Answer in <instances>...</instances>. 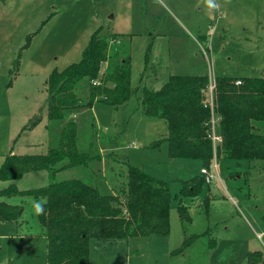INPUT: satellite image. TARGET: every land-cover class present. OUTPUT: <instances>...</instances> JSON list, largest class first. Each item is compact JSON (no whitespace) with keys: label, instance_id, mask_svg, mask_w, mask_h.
Wrapping results in <instances>:
<instances>
[{"label":"rangeland","instance_id":"rangeland-1","mask_svg":"<svg viewBox=\"0 0 264 264\" xmlns=\"http://www.w3.org/2000/svg\"><path fill=\"white\" fill-rule=\"evenodd\" d=\"M214 4L0 0V165L9 152L45 153L56 145L63 124L73 119L77 150L89 154L90 161L87 166L62 169L55 179L80 178L109 194L126 185L127 165H132L167 181L172 197L179 194L180 181L198 174L199 163L170 158L165 141L151 146L166 134V123L144 113L142 88L158 89L171 75H205L208 85L219 76L264 77V0H214ZM97 29L108 42L102 74L114 61L130 57V96L116 107L95 101L91 108L65 115L64 121H48L47 75L78 62ZM88 87L85 79L75 87L81 102L88 99ZM255 126L264 133L263 121ZM215 149V180L204 184L196 197L183 199L190 221L180 219L177 200L172 199L168 236L92 238L89 264H246L247 253L254 250L264 260V166L219 157ZM49 181V173L38 170L14 183L18 189H30ZM6 184L0 181V188ZM5 200L21 205L23 212L15 222H0V264H46V238L32 206L34 199ZM194 233L199 237L189 247L170 253Z\"/></svg>","mask_w":264,"mask_h":264},{"label":"trees","instance_id":"trees-1","mask_svg":"<svg viewBox=\"0 0 264 264\" xmlns=\"http://www.w3.org/2000/svg\"><path fill=\"white\" fill-rule=\"evenodd\" d=\"M28 40L29 36L25 45ZM108 57L107 39L100 36L97 29L91 33L78 62L47 75L45 115L48 121H64L65 115L91 108L95 101L116 107L128 99L132 92L130 57L114 61L102 74V64ZM17 64L18 60L14 63L15 70ZM82 79L87 80L89 86L85 102H81L74 91ZM236 80L240 83L236 84ZM10 83L11 79L8 85ZM213 84L212 107L204 101L208 86L205 75H171L158 89L143 87L144 113L166 123V134L151 146L165 141L170 158L195 160L200 168H208L214 155L209 136L213 111L215 129L220 136L215 155L264 166V133L255 126L264 122V77L219 76L213 78ZM39 118L27 127H33ZM77 130L74 120H68L58 133L56 145L45 153L9 152L0 165V181L7 182L0 188V222H15L23 212L21 205L10 204L5 198L29 196L45 202L44 211L37 219L46 238V264H89L92 238L168 236L172 199L177 200L180 219L190 221L183 199L196 197L207 184L200 171L181 180L179 194L174 197L167 181L132 165H127L126 185L109 194L100 193L96 186L80 178L55 179L58 171L87 166L90 161L89 154L77 150ZM63 160L66 162L59 164ZM38 170L49 173L47 184L30 189L16 187V179ZM208 199L205 194V206ZM198 237L195 233L184 237L181 245L170 253L182 252ZM246 264H264L261 252H248Z\"/></svg>","mask_w":264,"mask_h":264},{"label":"built area","instance_id":"built-area-1","mask_svg":"<svg viewBox=\"0 0 264 264\" xmlns=\"http://www.w3.org/2000/svg\"><path fill=\"white\" fill-rule=\"evenodd\" d=\"M236 84L240 83L239 80L235 81ZM213 88H214V84L213 82H211L208 87H207V94H208V98H207V104L212 107V99H213ZM210 127H211V132H210V138L212 140L213 143V147L215 148V145L217 143L220 142V136L216 133V129H215V121L214 118H211L210 121ZM217 168H218V163L216 158L214 157L212 159V163L210 166V169H207L205 167L200 168V173L204 175V181L208 184L210 183L213 179H214V175L212 173L213 170H215L217 172ZM215 180V179H214Z\"/></svg>","mask_w":264,"mask_h":264},{"label":"clouds","instance_id":"clouds-1","mask_svg":"<svg viewBox=\"0 0 264 264\" xmlns=\"http://www.w3.org/2000/svg\"><path fill=\"white\" fill-rule=\"evenodd\" d=\"M206 3L210 6V7H214L215 4H214V0H206ZM45 202H42V201H36V200H33L32 201V206H33V209H34V212L39 215V214H42L44 209H43V204Z\"/></svg>","mask_w":264,"mask_h":264},{"label":"crops","instance_id":"crops-1","mask_svg":"<svg viewBox=\"0 0 264 264\" xmlns=\"http://www.w3.org/2000/svg\"><path fill=\"white\" fill-rule=\"evenodd\" d=\"M240 78V77H239ZM59 172H64L63 170L62 171H58L56 174H55V178H56V176H57V174L59 173ZM66 179V178H65Z\"/></svg>","mask_w":264,"mask_h":264}]
</instances>
